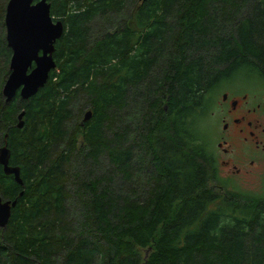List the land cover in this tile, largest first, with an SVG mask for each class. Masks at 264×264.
Segmentation results:
<instances>
[{
  "label": "trees",
  "instance_id": "16d2710c",
  "mask_svg": "<svg viewBox=\"0 0 264 264\" xmlns=\"http://www.w3.org/2000/svg\"><path fill=\"white\" fill-rule=\"evenodd\" d=\"M7 1L0 146L22 183L0 165V264H264V189L236 190L204 129L220 80L264 81V0H48L56 66L6 103Z\"/></svg>",
  "mask_w": 264,
  "mask_h": 264
},
{
  "label": "water",
  "instance_id": "95a60500",
  "mask_svg": "<svg viewBox=\"0 0 264 264\" xmlns=\"http://www.w3.org/2000/svg\"><path fill=\"white\" fill-rule=\"evenodd\" d=\"M5 40L11 49L8 74L1 88L5 102L16 94L22 100L34 96L48 81L55 68V42L63 35L65 27L60 19L50 15L48 0H8L4 12ZM86 110L82 122L91 117ZM24 110L17 116V128L24 125ZM10 151L6 144L0 146V165L5 175H12L21 184L18 166L9 164ZM23 191L19 193L22 196ZM17 199L5 200L0 195V228H4Z\"/></svg>",
  "mask_w": 264,
  "mask_h": 264
},
{
  "label": "flooded vegetation",
  "instance_id": "af4514ba",
  "mask_svg": "<svg viewBox=\"0 0 264 264\" xmlns=\"http://www.w3.org/2000/svg\"><path fill=\"white\" fill-rule=\"evenodd\" d=\"M249 75L244 85L237 75L220 80L208 112L215 122V161L227 177L264 175V99L249 89ZM235 141L246 154H232Z\"/></svg>",
  "mask_w": 264,
  "mask_h": 264
},
{
  "label": "rangeland",
  "instance_id": "374dc122",
  "mask_svg": "<svg viewBox=\"0 0 264 264\" xmlns=\"http://www.w3.org/2000/svg\"><path fill=\"white\" fill-rule=\"evenodd\" d=\"M249 89L251 91H253L256 94H260L262 95L261 98L264 99V81H260L258 80L256 77L251 75V72H249ZM246 73H239L237 75V77L239 79H242L243 82L242 84L244 85L245 80L247 78ZM251 77L255 78L253 80H251ZM85 113V112H84ZM83 113V115H84ZM204 118H201V120H203ZM200 120V121H201ZM215 122L213 120V118L211 117H207L204 121V129L206 130V132L209 134V136L212 133V136L215 133ZM211 136H210V140H211ZM211 145L213 146V148H215L216 151V144H213L212 140H211ZM232 144V142H230ZM238 146V142L235 141V144L231 145L232 148V154L236 155V154H246V148L244 149V147H236ZM242 150V151H239ZM238 151V152H237ZM220 173L224 176H226L227 174H224V172L222 170H220ZM232 180V184L235 186L234 188L236 190H242V191H249V192H254V193H260L263 191L264 189V175H259V176H249V178L244 177V176H233V177H229Z\"/></svg>",
  "mask_w": 264,
  "mask_h": 264
}]
</instances>
